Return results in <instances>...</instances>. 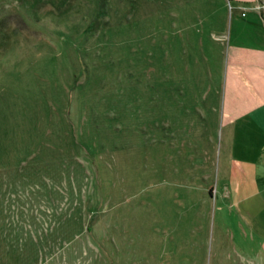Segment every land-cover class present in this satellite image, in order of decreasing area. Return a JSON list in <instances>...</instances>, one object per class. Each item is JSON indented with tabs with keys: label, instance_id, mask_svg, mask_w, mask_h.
I'll return each instance as SVG.
<instances>
[{
	"label": "rangeland",
	"instance_id": "obj_1",
	"mask_svg": "<svg viewBox=\"0 0 264 264\" xmlns=\"http://www.w3.org/2000/svg\"><path fill=\"white\" fill-rule=\"evenodd\" d=\"M259 1L0 0V264H264L214 37Z\"/></svg>",
	"mask_w": 264,
	"mask_h": 264
},
{
	"label": "crops",
	"instance_id": "obj_2",
	"mask_svg": "<svg viewBox=\"0 0 264 264\" xmlns=\"http://www.w3.org/2000/svg\"><path fill=\"white\" fill-rule=\"evenodd\" d=\"M264 0L252 6L263 9ZM242 12V11H241ZM233 30L214 35L225 45L220 138L226 155L222 186L236 197L238 211L257 236L255 250L264 262V12ZM259 27L253 26L252 23ZM225 37V38H223ZM225 41V42H224ZM221 43V42H220ZM210 106V105H209ZM236 181L230 191L224 180ZM246 186V187H245ZM243 189L240 191V189ZM232 192V193H231Z\"/></svg>",
	"mask_w": 264,
	"mask_h": 264
},
{
	"label": "built area",
	"instance_id": "obj_3",
	"mask_svg": "<svg viewBox=\"0 0 264 264\" xmlns=\"http://www.w3.org/2000/svg\"><path fill=\"white\" fill-rule=\"evenodd\" d=\"M262 4H264V2ZM242 13H243V11H242Z\"/></svg>",
	"mask_w": 264,
	"mask_h": 264
}]
</instances>
